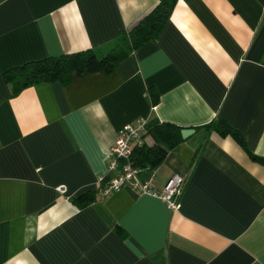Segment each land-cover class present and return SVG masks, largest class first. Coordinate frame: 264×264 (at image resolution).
<instances>
[{
    "label": "crops",
    "instance_id": "1",
    "mask_svg": "<svg viewBox=\"0 0 264 264\" xmlns=\"http://www.w3.org/2000/svg\"><path fill=\"white\" fill-rule=\"evenodd\" d=\"M157 2L0 0V264H264V162L196 130L222 119L264 159V0H177L158 39L108 75L15 96L3 79L47 57H101ZM137 119L195 130L139 173L157 191L182 177L179 207L130 184L78 207L116 177L111 147Z\"/></svg>",
    "mask_w": 264,
    "mask_h": 264
},
{
    "label": "trees",
    "instance_id": "2",
    "mask_svg": "<svg viewBox=\"0 0 264 264\" xmlns=\"http://www.w3.org/2000/svg\"><path fill=\"white\" fill-rule=\"evenodd\" d=\"M177 0H158L155 7L140 19L133 27L121 33L118 39L108 47L106 53L99 57L91 49L47 57L38 61L24 63L21 66L6 70L3 79L11 88V96L19 94L23 89L43 82H58L67 85L75 77H83L91 73L108 75L123 61L130 52L150 41H156L164 25L169 19ZM212 132L221 137L231 136L249 154L252 160L264 162V159L252 155L245 147L240 133L230 127L222 119H215L196 130ZM182 128L174 124L152 119L147 122L143 143L132 149V162L139 173L155 170L164 161L166 155L174 150L182 141ZM151 140L147 143L145 140ZM95 191H87L73 202L80 208L96 200Z\"/></svg>",
    "mask_w": 264,
    "mask_h": 264
},
{
    "label": "built area",
    "instance_id": "3",
    "mask_svg": "<svg viewBox=\"0 0 264 264\" xmlns=\"http://www.w3.org/2000/svg\"><path fill=\"white\" fill-rule=\"evenodd\" d=\"M147 122L144 119H137L118 131L109 153L108 163V170L116 171L117 175L97 191L96 197L102 199L130 184L136 192L156 196L169 210H176L179 207L184 179L178 175H173L161 191H157L149 182L140 181L139 171L133 166L132 149L142 145V137L146 133Z\"/></svg>",
    "mask_w": 264,
    "mask_h": 264
},
{
    "label": "water",
    "instance_id": "4",
    "mask_svg": "<svg viewBox=\"0 0 264 264\" xmlns=\"http://www.w3.org/2000/svg\"><path fill=\"white\" fill-rule=\"evenodd\" d=\"M195 132L194 129H182L180 134H181V138L182 139H187L188 137H190L191 135H193Z\"/></svg>",
    "mask_w": 264,
    "mask_h": 264
}]
</instances>
